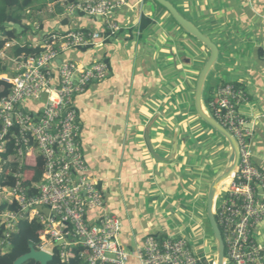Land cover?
<instances>
[{"label": "crops", "instance_id": "1", "mask_svg": "<svg viewBox=\"0 0 264 264\" xmlns=\"http://www.w3.org/2000/svg\"><path fill=\"white\" fill-rule=\"evenodd\" d=\"M167 1L219 48L218 61L206 80L204 105L224 83H235L243 90L247 100L239 111L253 129L254 165L264 172V0ZM158 4L155 0H128L116 14L126 30L61 57L86 66L99 61L109 65L106 80L92 84L75 99L74 106L82 124L80 143L89 176L105 199L104 208L90 212L88 219L95 223L106 213L116 215L123 226L122 245L129 252L140 248L148 235H185V229H172L165 217L166 207L177 205L178 197L186 199L179 211L185 218L201 219L203 227L208 189L229 165V155L214 153L212 141H221L201 124L195 108L198 79L210 50ZM60 6L40 23L24 20L26 31L35 26L33 38L9 42L37 48L51 33L103 32L102 21L63 15L65 9ZM248 40L254 44L252 49H248ZM5 43H0V59L7 72L0 77L14 75L12 59L18 48L11 58ZM147 135L155 152L173 157L172 161H157L152 156ZM176 142L178 150L173 156ZM258 193L264 196L260 188ZM255 236L264 244V220ZM129 264L139 262L132 258Z\"/></svg>", "mask_w": 264, "mask_h": 264}, {"label": "built area", "instance_id": "2", "mask_svg": "<svg viewBox=\"0 0 264 264\" xmlns=\"http://www.w3.org/2000/svg\"><path fill=\"white\" fill-rule=\"evenodd\" d=\"M59 5L65 9L63 15L101 19L104 30L47 34L39 46L41 54L12 59L14 75L0 77L11 86L9 94L0 97V157L9 145L14 151V157L6 161L2 158L1 162L7 165L15 158L18 164L17 171L7 172L14 184H0V200L19 206L18 211L0 214V228H5L0 251L4 253L10 246L9 239L21 220L38 219L44 227L38 250L53 254L56 244L62 243L60 256L66 263L73 258V249L81 246L85 250L81 258L86 264H129L132 258L139 264H216L215 258L195 248L183 234L148 235L140 248L129 252L122 245L123 226L116 215L106 213L95 223L89 221L88 214L103 209L105 199L89 176L80 143L82 124L74 102L92 84L106 80L109 65L99 61L86 66L61 57L69 50L89 49L126 30L116 14L128 5V0H60ZM51 12L55 13V9ZM8 31L0 30V43L6 42L5 49L16 45L7 41ZM246 100L243 90L228 82L208 105L211 116L234 138L239 150L237 168L215 202L226 264H264V244L255 236L264 220V196L258 193V188L264 193V172L254 165L253 129L239 111ZM38 158L44 164L43 178L33 186L37 195L30 197L32 188L24 186L27 175L23 167L31 159L36 163ZM38 207L48 208L50 214H42Z\"/></svg>", "mask_w": 264, "mask_h": 264}, {"label": "trees", "instance_id": "3", "mask_svg": "<svg viewBox=\"0 0 264 264\" xmlns=\"http://www.w3.org/2000/svg\"><path fill=\"white\" fill-rule=\"evenodd\" d=\"M8 7V13L0 14V30L7 31L8 27L13 25L22 26L23 30H28V26L23 24L24 20H26L24 12L29 8H33L35 0H3ZM57 1V0H54ZM37 10H41V6L37 7ZM20 13V14H19ZM3 24H8L3 25ZM17 38V33L13 29L12 31H8L7 41ZM3 47V44H1ZM42 52L41 47L33 48L29 45H25L24 47H18L15 51V56L19 57L22 55L31 56V55H39ZM262 55H264L263 50H261ZM7 72L6 66L0 65V75L5 74ZM0 86L4 87V91L0 92V97L9 94L11 86L0 81ZM212 98H208L205 100V105L208 107ZM10 157H14L13 145H9L8 151L2 154L3 161L8 160ZM33 160V159H31ZM30 164H25L23 167V172L27 175L26 181L24 182V186L32 188L29 191V196L37 195V190L34 189L33 186L41 183L44 173V164L40 158L37 159V162L34 161ZM3 163H0V166ZM18 164L15 161V158L8 162L7 165H3V172L0 174V184L1 185H13L14 180L12 177L7 176L8 170L17 171ZM5 180L8 182L5 183ZM19 206L17 204H10L5 200H0V214L6 211H18ZM44 227L42 223L38 219H34L29 221L28 219L21 220L18 224L17 232L12 233L9 241L10 246L6 249L5 253L0 251V264H14V262L20 258L21 256L30 252L31 247L33 246L36 249H39L41 245V235L43 233ZM5 238V228H0V242ZM85 252L84 248L79 246L73 249V258L68 262H63L60 256V248L55 247L53 249L54 259L50 262V264H86V262L81 258V254ZM26 264H37L35 261L31 260Z\"/></svg>", "mask_w": 264, "mask_h": 264}, {"label": "water", "instance_id": "4", "mask_svg": "<svg viewBox=\"0 0 264 264\" xmlns=\"http://www.w3.org/2000/svg\"><path fill=\"white\" fill-rule=\"evenodd\" d=\"M161 6H163L176 20V22L190 35L195 37L198 41L204 44L210 50V58L207 61L201 75L199 77L196 93H195V108L198 116L213 130H215L218 134H220L228 143L230 147V156L228 160V167L224 170V172L219 175L214 181L211 183L208 191V202H207V217L214 235L215 242L217 244V256H216V264H226V253H225V244L222 237L221 230L218 226L216 217H215V202L218 194V189L220 185L229 179L232 174L235 172L238 160H239V150L238 145L234 138L211 116L209 111L206 109L204 105V88L206 84V80L212 69L214 68L216 62L219 58V48L218 46L208 37H206L194 24L185 19L178 10L167 0H155ZM59 64L61 61L58 62ZM147 144L152 156L157 161L169 162L172 161L173 157H161L159 156L150 141L149 136H146ZM178 150L177 142L173 147V156L176 155ZM2 158L0 157V162ZM38 210L44 214L49 215L50 210L44 207H38ZM62 243H57L56 247H59ZM54 259V255L52 253L46 252L44 250H38L33 246L30 249V252L18 258L14 264H26L27 262L33 260L37 264H50V262Z\"/></svg>", "mask_w": 264, "mask_h": 264}, {"label": "rangeland", "instance_id": "5", "mask_svg": "<svg viewBox=\"0 0 264 264\" xmlns=\"http://www.w3.org/2000/svg\"><path fill=\"white\" fill-rule=\"evenodd\" d=\"M59 4H60V0H57V1H54V0H35L33 8H29L27 11L24 12L25 18L27 19V22H29V21L32 22V21L36 20V21H38V23H40L39 21L41 20V18L42 19H48V17H50V15H51L50 12L52 9H55V10L59 9ZM158 5H160V4H158ZM40 6L42 7L41 10H37L38 9L37 7H40ZM39 11H41L42 13H41V15L38 16ZM4 12L8 13V7L3 0H0V14L4 13ZM97 20L101 21V19H97ZM3 25L9 26L8 24H3ZM13 26H14L13 29L17 33V38L21 39L22 41H24V40L26 41L28 39H31L36 35V32H34L35 26H33V24L30 28V31H26V32L23 31L22 26H19V25H13ZM9 28L10 27H8V29ZM247 46H248V49H252L254 47V44L250 40H248ZM17 47H19V46H15V47L8 49V51L6 52L7 55L12 58L13 57V49H15ZM221 52H222V50H221ZM221 59H222V56L220 57V60ZM3 63H4L3 60L0 59V65L1 66H3ZM199 121L201 122V124H203V126H205L206 128H209V130L211 132H213L214 135L218 139H220V140L217 139L218 142L221 141L218 144H216L215 141H212V143L215 144L212 146L214 153L219 154V155L221 153H223V154L225 153V155L227 154V156L228 155L230 156V147L228 146L227 141L220 134H218L215 130H213L209 125L204 123L203 120L200 119ZM218 157H220V156H218ZM223 160H226V158ZM31 162H33V160H31ZM216 166H217V164L215 163L213 167L216 168ZM225 183H224V185H225ZM183 197L182 196L178 197L177 205H168L165 209V217L167 218V222L169 223V226L174 230L177 229L176 231H178L179 229H185L184 230L185 235H187V237L189 238V240L191 241L192 245L195 248H197L201 252L206 253L207 255L211 256L212 259H214V258L216 259L217 244L215 242L211 226H209L210 223H209L208 217L206 216L207 214H203V217H204L202 220V222L204 223L203 227L200 224L201 219L191 220L189 217L185 218V216L179 211L181 208H183L185 206L184 204H185L186 199ZM204 200L206 201L205 202L206 205L203 206V210L205 212L207 210L208 197H207V200H206V198ZM191 212H192V209H191ZM229 264H231V263H229Z\"/></svg>", "mask_w": 264, "mask_h": 264}, {"label": "bare ground", "instance_id": "6", "mask_svg": "<svg viewBox=\"0 0 264 264\" xmlns=\"http://www.w3.org/2000/svg\"><path fill=\"white\" fill-rule=\"evenodd\" d=\"M229 179H227L226 181H224L221 185H220V187H219V189H218V193L221 191V189L224 187V183L225 182H227Z\"/></svg>", "mask_w": 264, "mask_h": 264}]
</instances>
